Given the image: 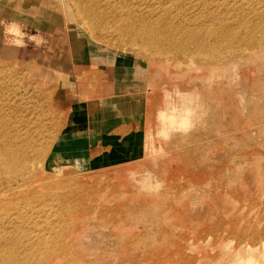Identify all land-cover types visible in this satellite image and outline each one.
<instances>
[{
  "label": "rangeland",
  "instance_id": "obj_1",
  "mask_svg": "<svg viewBox=\"0 0 264 264\" xmlns=\"http://www.w3.org/2000/svg\"><path fill=\"white\" fill-rule=\"evenodd\" d=\"M118 9L154 24L179 22L166 11L207 22L212 12L244 36L264 40V0H0V21L43 38L39 47L25 40L2 52L14 37L0 24V120L12 117L20 134L31 135V175L19 192L48 195L31 199L24 225L31 246H15L11 257L21 263L31 255V264H39L50 252L38 242L59 235L53 247L59 253L47 264H221L222 240L231 251L237 235L247 241L264 233V57L234 74L211 73L200 37L147 30L149 39L182 45L181 52L125 41L120 29L138 28V19L124 21ZM78 44L147 64L146 150L127 165L55 172L45 164L75 109L70 67ZM11 133L1 124L0 144L19 143ZM8 197L3 189L0 199Z\"/></svg>",
  "mask_w": 264,
  "mask_h": 264
},
{
  "label": "crops",
  "instance_id": "obj_2",
  "mask_svg": "<svg viewBox=\"0 0 264 264\" xmlns=\"http://www.w3.org/2000/svg\"><path fill=\"white\" fill-rule=\"evenodd\" d=\"M74 49L75 99L69 107L75 109L60 126L45 164L55 172H91L127 165L134 155L139 159L146 150L147 64L83 44Z\"/></svg>",
  "mask_w": 264,
  "mask_h": 264
},
{
  "label": "bare ground",
  "instance_id": "obj_3",
  "mask_svg": "<svg viewBox=\"0 0 264 264\" xmlns=\"http://www.w3.org/2000/svg\"><path fill=\"white\" fill-rule=\"evenodd\" d=\"M89 1L97 2V0ZM84 12L90 14L93 11L86 9L83 11V13ZM121 13L122 11L118 9L115 16H124V21L138 19L137 15L134 13H124L125 15ZM172 14L173 13L168 11L163 13V15L169 19L176 18L179 22H173L165 19L164 21L162 20L163 22L161 23L159 22L157 24L156 22L154 24L153 22L145 23V21H143L144 19H142V21H139L138 19V23H136L139 24L138 28L126 23V25L120 29V31L126 37L125 41L135 42L139 40L145 45L153 46L157 49L167 46L179 52H181L183 49L182 45L177 43L176 45L172 46L165 45V41L161 39H149L147 30L157 32L159 34L165 33L169 37H174L180 34L200 37L199 45L201 50L209 53L204 62L208 63L205 66L206 69H209V72L211 73H218L220 71L228 72L229 70L224 71L220 70L219 68H231L230 73L234 74L240 70L239 67L244 63L254 64L262 60L257 57H264V40L261 41V39L257 40L253 37L244 36L241 34V29L238 26L231 25L229 21L223 19L222 16H216V14H213L212 12H207L205 14V16L208 17L207 22L198 16H195L193 19H188L185 15V12L181 10L173 14L174 16ZM211 15L213 18H210L212 17ZM216 17L221 18L216 22ZM189 23H191L192 26H189ZM32 24L35 23L32 22ZM37 24L43 27L41 23ZM3 25L4 24H2V26ZM11 40L12 39L10 38L6 39L2 52L6 49H11V46H13ZM210 57H216V60H218L216 62L218 63H211ZM11 118L12 117L6 118L8 122H6L7 120H0V125L3 124V129L10 125L12 130L10 136L18 138L19 140V143L11 142L12 145L8 143L0 144V194L4 189V191L6 190L10 196L6 200L0 199V264H31V255L29 259H26L21 263L18 262L16 258L11 257V255L14 254L15 246H31V238L29 236L30 232L28 229L24 228V225L26 224L27 226L28 223V219L25 217V215L28 216L27 212L31 211V199H44L48 195L46 196L36 192L31 193V191L25 193L19 192L21 185H24V176L31 175V169L28 167V164L31 161L29 154L31 152V135L28 132L20 134V131L14 127L17 120L14 119L15 121L13 120L11 124ZM13 179H19L23 181V183L16 186L13 183ZM262 185V189H264V181L262 182ZM29 186L31 188V183ZM10 209H14V215L13 212H8ZM14 235L17 237H14ZM262 237H264V233L259 239L256 240L257 237L252 234V236L250 238L247 237V241H245L242 238V235H237L236 246L231 251L228 250L226 245L229 243L226 240H222L221 245L223 248V253L222 255L218 256L221 260L220 263L246 264L248 260H253L255 264H264V260L260 258V254L264 249V238ZM61 238L62 237L59 235L52 237L48 236L38 242H44L47 252H50V255L48 254V256L45 257V259H43L39 264H47V262L51 260L52 257L58 255L59 250L56 251L55 248L53 249V247L61 244ZM258 247L260 248L257 252H255ZM260 249H262V251Z\"/></svg>",
  "mask_w": 264,
  "mask_h": 264
},
{
  "label": "clouds",
  "instance_id": "obj_4",
  "mask_svg": "<svg viewBox=\"0 0 264 264\" xmlns=\"http://www.w3.org/2000/svg\"><path fill=\"white\" fill-rule=\"evenodd\" d=\"M0 24H4L3 21H0ZM4 31L6 35L14 37L11 40V43L18 46V47H24L25 40H30L32 43L36 44L37 47H39L43 43V38L39 35H33V36H27L22 31V26L16 21L9 22L7 24H4ZM161 118H164V114H160ZM168 119H175V117H169ZM246 264H255L253 260H248Z\"/></svg>",
  "mask_w": 264,
  "mask_h": 264
}]
</instances>
